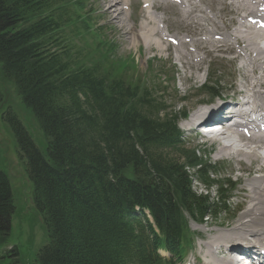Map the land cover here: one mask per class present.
Segmentation results:
<instances>
[{
	"label": "trees",
	"instance_id": "16d2710c",
	"mask_svg": "<svg viewBox=\"0 0 264 264\" xmlns=\"http://www.w3.org/2000/svg\"><path fill=\"white\" fill-rule=\"evenodd\" d=\"M92 14L87 0H0V118L26 161L47 232L33 264H175L192 243L189 220L229 210V181L214 180L208 155L184 146L177 123L186 109L168 111L156 86L137 78L133 65L115 57L114 44L97 35ZM77 38L85 45L77 47ZM7 85L33 114L43 152L20 112L4 103ZM203 88L219 95L216 82ZM192 181L216 186V199L194 193ZM14 210L0 172V251ZM16 253L0 252V264Z\"/></svg>",
	"mask_w": 264,
	"mask_h": 264
},
{
	"label": "rangeland",
	"instance_id": "374dc122",
	"mask_svg": "<svg viewBox=\"0 0 264 264\" xmlns=\"http://www.w3.org/2000/svg\"><path fill=\"white\" fill-rule=\"evenodd\" d=\"M108 1L111 2L112 0H87L88 9L93 12L91 15L93 25H100V28L96 31L97 35H104L103 39L110 40L114 44L116 49L114 53L115 57L121 61H127L129 63L128 67L133 65L138 72L136 74L137 78L142 79L148 87L152 88L156 86V91L159 92L158 95L162 96L161 99L165 102L168 111L170 110L169 108L173 107L175 111H181V107L186 108L189 112V116L186 119L187 122L189 117L203 105H212L219 102L217 100L213 101V99L204 94L206 90L202 86L211 82L218 83L216 92L222 98H230L233 95L231 85L233 82H236L234 78L238 81L240 77V80H242L239 72L242 61L241 59L238 60L239 62L237 61V56L233 51L234 48H231L232 54L229 53L228 48L223 52L218 51L216 53L204 44H201V46L199 44L194 45L195 49H199L200 53L206 56V62L204 57L198 54L196 64L194 62L189 64L186 58L183 60L181 57L178 58L176 56V53L178 54V51L181 52V50H176L174 46H169L167 43L160 44L161 40L154 23L144 22L138 16L140 12L138 13L137 6L135 5H140L142 3L140 0H132L133 3L129 5L127 12L125 11L124 14L119 15L120 18L118 17L117 19H115V14L106 13V8L110 4ZM206 3H208L207 8H210L211 13L218 14L220 12V17L223 20L220 22L224 23L223 25L227 26V29L232 27L228 23L231 17L227 15L226 9L211 0H203L202 6ZM122 8L123 5L120 6L119 4L118 9L121 10ZM159 16L162 20L163 30L166 33L169 32V35L175 34L178 37L188 35V37H193L194 40L198 41L205 39V30L201 32L202 30L198 26L189 24V21H183L179 15L178 8L170 5H161ZM185 22H188V25ZM204 24L210 27L209 22H205ZM142 34L145 36L142 37ZM190 39L188 38V40ZM74 43L77 47L85 45L78 38L75 39ZM186 49H189L186 51L187 53H192V48L187 47ZM201 58L202 61L198 62ZM132 72L133 69L128 68L129 75ZM237 74L240 76L238 77ZM239 84L233 85L235 92L238 91ZM236 88L238 89L236 90ZM4 90L6 94V97H4L6 101L4 103L7 105L12 104L13 109H17L20 112L22 125L31 136L36 147L43 152L46 141L33 114L23 104L20 105V100L12 86L7 85V87H4ZM154 98L160 99L156 94ZM183 100H188L189 102L181 104L180 102H183ZM178 126L184 134L186 143H188L187 149L198 148L200 158L203 156L204 151H211L209 158L207 156L203 157V159H209L211 165H214L216 173L211 174V177L222 182L229 180L231 185L228 188L235 190L232 193L234 199L231 201V210L227 215L221 216L220 219H212L202 226L190 224V230L198 236V241L183 264H192L195 258L201 256L202 250L200 249V245L202 242H208L211 239L210 237L214 236L218 231L232 227L227 226L219 230L216 226H219L220 223L228 224V221L233 223L235 218L246 210L245 207L247 208L249 204L247 203L246 195L250 190V183L247 181L253 180L256 175L260 174L261 176L262 174L257 173V169L260 166L258 163L249 165L247 161H242L240 157L227 158L219 156V144L206 143L203 139L195 137L184 128L187 127L185 121H181ZM19 152L21 153L7 123L3 122L0 118V172L8 176L15 207L14 213L10 218L7 242L1 248V253L10 251L15 247L17 249L19 264H33L36 253L47 242V232L40 216L37 214V210L34 208L32 202V184L26 172V161L19 157ZM213 189L206 190L199 182L192 181V190L197 195H208L214 200L217 197V191L215 187ZM239 218L241 216L238 217L236 222ZM213 230L218 231L215 233ZM200 238L203 240L201 241ZM15 259L16 257L9 255L5 258L4 262L10 264Z\"/></svg>",
	"mask_w": 264,
	"mask_h": 264
},
{
	"label": "bare ground",
	"instance_id": "6f19581e",
	"mask_svg": "<svg viewBox=\"0 0 264 264\" xmlns=\"http://www.w3.org/2000/svg\"><path fill=\"white\" fill-rule=\"evenodd\" d=\"M126 1L128 0L108 1L110 4L106 8V13L115 14V19H117L119 15L124 14L126 11ZM211 1L217 2L219 6L226 9L227 15L231 17L228 20L229 25H232L231 28L227 29V26L225 27L224 23L220 22L223 21L220 17V12L213 14L209 10L210 8H207V11H203L201 8L203 7V0H180L178 5L181 10L178 12L183 21H189V24L198 26L202 30L201 32H204V30L206 32V34L204 33L205 39L202 41L195 40L194 45L199 44L201 46V44H204L216 53L218 51L223 52L228 48L229 53L232 54L231 48H234L233 51L237 56V61L239 59L242 61V65H239L242 80H240L238 85L239 89L236 88L238 91L235 95L242 99L232 105L234 108L233 114H236L234 117L241 118L245 124L250 125L249 122H251L253 115L258 113L259 117L264 118V32L257 31L254 26L246 23L248 17H256L258 15V7L254 8V0ZM146 2L149 3V6L152 5L151 8H154L153 0H146ZM119 4L120 6L123 5L121 10L118 9ZM146 21L155 24L157 34L161 40L162 30L158 26V22H161L160 19L150 15ZM205 22H209L210 27L205 26ZM143 36L145 35L142 34ZM180 45L184 46L183 43H180ZM195 50L194 57L195 61H197L200 50ZM177 56L183 60L186 58L187 61L192 59L191 55L183 51H178ZM200 61H202V58L198 60V62ZM220 101L221 103L214 105L210 109V118L215 117L226 106H231L232 103L225 100ZM197 113H194L187 122V127L194 126L195 121L204 123V120H202L204 117L198 118ZM240 127L245 126L235 125L234 128L226 130L222 137L218 139V141H225L219 144L218 155L227 158L240 157L242 161H247L249 165L258 163L260 166L257 169V173L262 175H256L253 180L251 179L252 181L250 180L251 182L247 181L250 183V190L246 195L247 203L249 204L247 208L245 207L246 210L243 211L241 218L229 229L215 232L216 234L211 236L208 242H202L200 248L203 252V263L201 264H216L218 261L233 262L234 264L230 253L240 250L241 241H247L253 247L257 244H264V141L258 135L247 139L242 137L237 130ZM246 254L249 256L251 252Z\"/></svg>",
	"mask_w": 264,
	"mask_h": 264
}]
</instances>
